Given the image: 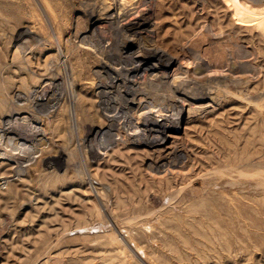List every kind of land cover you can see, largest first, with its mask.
Masks as SVG:
<instances>
[{"label": "rangeland", "instance_id": "obj_1", "mask_svg": "<svg viewBox=\"0 0 264 264\" xmlns=\"http://www.w3.org/2000/svg\"><path fill=\"white\" fill-rule=\"evenodd\" d=\"M5 124L0 264H264V0H0Z\"/></svg>", "mask_w": 264, "mask_h": 264}, {"label": "bare ground", "instance_id": "obj_2", "mask_svg": "<svg viewBox=\"0 0 264 264\" xmlns=\"http://www.w3.org/2000/svg\"><path fill=\"white\" fill-rule=\"evenodd\" d=\"M133 20H135V19H133ZM138 20L135 22H131V21L127 22L125 24V26H127L129 28H136L139 26ZM143 52H144L143 55H140V56L134 58L135 62L137 64H135V66L133 67L132 70L136 71V70L141 69L140 67H143L142 63L147 62V60L151 59V58H156L158 61H161L162 55L158 54L157 52H149L148 50H145ZM173 65L174 64L169 62V61L168 62H162L161 61L159 66L160 67L164 66L165 69L168 70ZM173 83H175V81ZM152 84H154V83H152ZM174 91H175V93H174V96L172 98L170 96H169L170 97L169 99H164L165 98L164 96H163L164 98H162L163 102H165V100H169L170 102H174V107H175L174 111L175 112L173 115H155L153 108L155 107L156 102L154 99H152V97H151L152 94L149 92H144L143 94H141L142 96H141L139 102L135 103L134 99H133V101H131L132 104H135L139 109L144 111L142 114V119H143L144 123L147 124V126L145 125L147 128L139 130V131L136 130V131L132 132V134L130 133L131 134L130 138H132L135 142H137V144L139 143V144H143V145L149 146V147H155V146L163 145L166 142L167 138H169L168 132L170 130L179 129L180 122L182 119L183 108H184L185 104L192 103V102H203V101L209 100L206 92H203V93L201 92L200 94H189V95H187L186 93H184V91H180V89H174ZM107 118L109 119L110 122L113 123V121L116 120V115L115 116H108ZM132 124H133V118H131L130 116L125 117L124 125H132ZM110 129H108L106 132H109ZM153 133L154 134L156 133V135L153 136ZM0 135H1V137H8L9 135H11V129L9 128L8 124H5L4 126H2L0 128ZM24 140H25L24 138L18 137V141L20 143L23 142Z\"/></svg>", "mask_w": 264, "mask_h": 264}]
</instances>
